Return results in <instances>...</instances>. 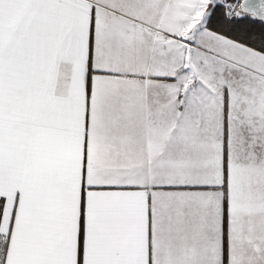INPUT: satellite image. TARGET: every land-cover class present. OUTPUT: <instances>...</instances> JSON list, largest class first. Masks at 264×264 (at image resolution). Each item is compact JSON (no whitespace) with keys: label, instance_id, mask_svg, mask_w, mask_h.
<instances>
[{"label":"snow or ice","instance_id":"6c2138e0","mask_svg":"<svg viewBox=\"0 0 264 264\" xmlns=\"http://www.w3.org/2000/svg\"><path fill=\"white\" fill-rule=\"evenodd\" d=\"M0 264H264V0H0Z\"/></svg>","mask_w":264,"mask_h":264}]
</instances>
